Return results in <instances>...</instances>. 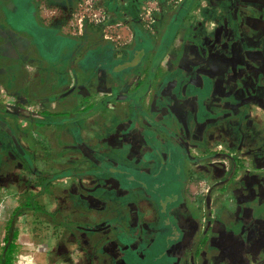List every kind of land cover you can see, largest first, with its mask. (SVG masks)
Returning <instances> with one entry per match:
<instances>
[{
	"label": "flooded vegetation",
	"instance_id": "obj_1",
	"mask_svg": "<svg viewBox=\"0 0 264 264\" xmlns=\"http://www.w3.org/2000/svg\"><path fill=\"white\" fill-rule=\"evenodd\" d=\"M64 2H55L63 14L69 10ZM87 4L93 14H80L75 32L46 18L38 0L0 10L10 34L2 31L0 38H23L21 49H1L0 64L8 69L10 60L16 74L41 64L36 72L42 74L27 78L30 96L48 97L63 80L75 85L80 77L94 83L105 77L115 91L84 99L83 107L80 93L73 96L72 106L97 107L95 119L102 121L97 147L78 143L90 168L71 186L57 177L34 190L15 181L11 188L4 157L17 155L21 141L0 137V190L28 199L16 221L42 214L58 264L83 260L81 243L92 250L91 264H264V0H75L74 9L89 10ZM152 7L158 12L149 22ZM104 24L128 30L110 36L100 30ZM85 38L133 39L124 57L111 42L87 49ZM71 39L74 47L65 51L63 42ZM61 60L66 67H57ZM35 114L42 129L50 128V119L83 118L49 107ZM48 188L57 189V198L68 192L70 207L84 211L73 222L75 233L67 234L64 223L62 231L49 230ZM11 253L3 252L5 264Z\"/></svg>",
	"mask_w": 264,
	"mask_h": 264
},
{
	"label": "rangeland",
	"instance_id": "obj_2",
	"mask_svg": "<svg viewBox=\"0 0 264 264\" xmlns=\"http://www.w3.org/2000/svg\"><path fill=\"white\" fill-rule=\"evenodd\" d=\"M56 1L57 0H38L39 4L46 5V9L48 10V13L44 14L46 18L54 19L59 24L63 23V32H67L69 30L75 32L74 30L78 29V27L81 26L78 25L80 14L86 17L88 14H93L91 6L88 4L87 8H89V10L86 9V7L82 8L81 13L79 12V8L78 10H75V0H64V5L69 10H66V12L63 14L57 9V7H59V4L55 3ZM16 2H19V0H0V10H2L4 13V4L14 6ZM156 7H159V5H157ZM152 8L153 11H150V14H147V16L151 19L146 18V20L149 22H153V20H156L155 12H158V10H156L154 7ZM63 10L61 11L64 12ZM64 15L67 16V20ZM39 19L44 20V17L41 16V12L39 13ZM64 19L66 20V23L63 22ZM89 30L93 31L94 29L93 27H89ZM100 30H106L104 34L116 36L117 34L124 35V33L127 32L128 28L127 26L125 28V26L122 25L109 27L104 24V26H102ZM132 39L133 38H85L86 43H84V45L86 44L88 49L93 48L94 45L99 43L111 42L114 45V51L119 52L120 55L125 57L126 53L124 51L127 48L130 49ZM69 41L63 42V45H65V51H70L74 47L73 39H71L70 42ZM50 43L51 47L55 45V43L51 40ZM5 44H2V48L8 50L9 44ZM12 45L13 47H15L13 42ZM16 48L21 49V46L18 45V47ZM148 58V60H150L151 55H149ZM57 63H60L57 67H66L65 61L63 63V61L61 60V62L57 61ZM148 63L149 61L147 62V64ZM40 65L41 64H39V62H35V71L31 69H29L30 71L24 70L20 72V74H17V76H14V78H17V80L19 81L18 85L15 87V91H11L6 88L7 86L3 83V81L1 82L0 80V137L3 138L4 141H6L7 139L14 140L15 138H17L18 141H21V143L19 142V146L22 148L20 152H17V155H14V150L12 153L13 156L7 155L4 157L6 162L4 163L5 168L9 169V174L7 175L6 179L11 182L10 184H8L9 186L12 185L13 181H15L14 183L18 185H20L22 182L23 185L21 186V188L23 190L25 188L24 182L30 185V190H34L35 188H32V186H42L44 183H47V180L51 183L52 180H55L57 177H60V181H56L60 182L59 184H61L62 182H67L69 184V182H71L68 185L71 186L72 182H79V177L84 174L83 172L85 170H89L90 163L88 162L89 157H83L82 154H80V152L76 150L78 143L79 141L84 142L86 144V147L88 148L97 147L95 137L101 134V125L99 123L102 120L95 119V115L97 113V110L95 108L97 107L86 110L82 109L81 111V107L72 106L71 102H73V96H78L80 93L81 96L78 97L82 98L83 107L91 100H95L99 96L105 94L112 95V93L114 94L115 92L111 90L110 87H107L108 85H106L105 77H101V81H98L97 83H94L93 81L88 82L85 78L80 77L79 81H76L75 85L73 84V82H71V78L63 80L62 82H60L62 83L60 85V88L57 89V91L55 89L53 90L55 91L53 94H51L52 91L50 90V88L48 97H46L42 93L36 96H30L31 94L29 93L27 78H35L36 75L40 76L42 74L41 71L36 72L37 69H42ZM0 68L4 69L2 64H0ZM56 71L61 72L59 69H56ZM0 77L4 78L5 75H2ZM58 78H60V75ZM62 86L67 87V90H65V92H62ZM69 86H71V89H68ZM28 97H32L29 102L27 101ZM61 98L66 101L67 105H63L64 107L61 105ZM44 99L48 100L46 102H49V104H40L41 102H45ZM84 99L89 100V102L84 101ZM47 107L52 108L55 114L61 111H68L69 113H71V116H73L72 119H75L76 116H81L83 118L78 122L69 123L62 121L61 118L50 119V128L46 127L42 129V123H37V120H40V122H42L43 120L38 119L39 117L35 113L39 112L40 110L41 112L45 111ZM78 110L81 111V114L78 112ZM105 113H102V116H104L103 121L107 120L108 125L110 124L111 120L109 118H106ZM32 117L34 118L31 119ZM11 148L13 149L14 147ZM15 172L18 176H20V178H16ZM83 177L87 179L86 176ZM68 188L69 187L65 189L68 190ZM36 190L34 192H36ZM56 191L57 189L49 190L48 188V190L46 191L47 194L44 195V202L47 205L51 206L53 212L55 213V215H53L54 213H51L54 218L51 219L49 230L52 231L53 226H56L60 227L62 231L64 226L59 224L64 223L67 234H69V232L75 233L72 230L73 222L75 220H80V215L83 214L84 211L77 213L70 207L73 203L70 202V198L67 197L69 195L68 192H62V195H59V197L57 198ZM0 193L3 194V198H7V196H9V192H7L5 189H1ZM65 199L67 201H65ZM55 201H57V203ZM59 201L61 202L62 206L65 205L63 208L60 205ZM58 208H62L64 210L63 212H60L59 215H56V210ZM8 214V212H5L6 217H8ZM23 216L19 215L20 223L23 222L22 224H27L30 228V232L33 230L34 233H42L44 226L39 223V220L43 217L42 214H37L34 217H31V214L28 217H25L26 215ZM26 218L29 220L28 222L25 220ZM33 224L35 229H33ZM36 237H38V241H40V235ZM74 237L77 239V234ZM78 242L79 244L81 243L80 241ZM50 245V248L52 249V251H54L55 248L53 244L51 243ZM81 245L84 253H86V255H84V259H77L74 256V258L66 260V262L68 261V264H89V262L90 264L94 263L95 260L92 259V250L86 244L81 243ZM52 251L51 255L54 253ZM13 253L14 252L10 254L8 264H11L12 259L16 258L12 257ZM57 253L61 254L62 250H57ZM15 256H17V253H15ZM5 261V257H3V263H1L4 264ZM16 261H19L22 264H36L37 256L35 255L33 259L31 254H29L28 256L21 254V257L16 258ZM51 264L58 263L55 260H51Z\"/></svg>",
	"mask_w": 264,
	"mask_h": 264
},
{
	"label": "crops",
	"instance_id": "obj_3",
	"mask_svg": "<svg viewBox=\"0 0 264 264\" xmlns=\"http://www.w3.org/2000/svg\"><path fill=\"white\" fill-rule=\"evenodd\" d=\"M1 18L2 14L0 12V35L2 34V31H4L5 36L8 37L10 34L7 30H3ZM6 28L8 29L7 26ZM12 42L15 47H18V45L22 46L23 40L22 38H0V53L3 52V50H1L3 43H9V47L11 48L13 46ZM11 64V61L8 60L7 65L9 68L0 72V76L5 75L4 78L0 77V80L7 86L6 88L15 91L16 86L13 84L18 80L17 78H14L17 74L10 68ZM257 114L262 115L258 110ZM6 191L9 192L7 198H3V194L0 193V258H3V252L6 253L8 250L9 252H14L12 257L18 258L21 257V254L27 256L31 254L33 259L35 255L37 256L36 264H51V251L47 236L45 237L43 232L34 233L33 230L31 233L29 226L27 224H22L23 222L20 223L18 220L16 221L17 217L14 216L15 212L17 215L19 209L28 204V199L26 200V196H16L15 191ZM5 212L9 213L8 217L5 216ZM29 213L34 212H27V214ZM33 229H35L34 225ZM38 235H40V241H38L39 239L36 237ZM15 253H17V256H15ZM16 258L12 259L11 264H22L21 262L16 261Z\"/></svg>",
	"mask_w": 264,
	"mask_h": 264
}]
</instances>
